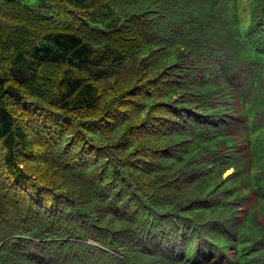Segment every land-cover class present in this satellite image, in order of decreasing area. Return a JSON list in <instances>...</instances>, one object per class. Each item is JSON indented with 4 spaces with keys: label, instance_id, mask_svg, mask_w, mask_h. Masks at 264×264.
Segmentation results:
<instances>
[{
    "label": "trees",
    "instance_id": "obj_1",
    "mask_svg": "<svg viewBox=\"0 0 264 264\" xmlns=\"http://www.w3.org/2000/svg\"><path fill=\"white\" fill-rule=\"evenodd\" d=\"M0 264H264V0H0Z\"/></svg>",
    "mask_w": 264,
    "mask_h": 264
},
{
    "label": "rangeland",
    "instance_id": "obj_2",
    "mask_svg": "<svg viewBox=\"0 0 264 264\" xmlns=\"http://www.w3.org/2000/svg\"><path fill=\"white\" fill-rule=\"evenodd\" d=\"M235 150L236 151L239 150L240 152H242V155L246 156V148H245L244 144L237 146ZM231 173H232V171H231Z\"/></svg>",
    "mask_w": 264,
    "mask_h": 264
},
{
    "label": "bare ground",
    "instance_id": "obj_3",
    "mask_svg": "<svg viewBox=\"0 0 264 264\" xmlns=\"http://www.w3.org/2000/svg\"><path fill=\"white\" fill-rule=\"evenodd\" d=\"M231 171H232V170H231ZM231 171H229V173H230Z\"/></svg>",
    "mask_w": 264,
    "mask_h": 264
},
{
    "label": "clouds",
    "instance_id": "obj_4",
    "mask_svg": "<svg viewBox=\"0 0 264 264\" xmlns=\"http://www.w3.org/2000/svg\"><path fill=\"white\" fill-rule=\"evenodd\" d=\"M228 172H229V171H228ZM227 174H228V173H227ZM227 174H226V175H227Z\"/></svg>",
    "mask_w": 264,
    "mask_h": 264
}]
</instances>
